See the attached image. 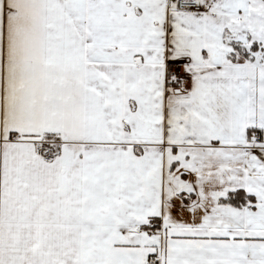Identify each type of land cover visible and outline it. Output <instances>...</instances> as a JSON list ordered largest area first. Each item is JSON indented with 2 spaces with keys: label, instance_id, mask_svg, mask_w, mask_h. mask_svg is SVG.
I'll list each match as a JSON object with an SVG mask.
<instances>
[{
  "label": "snow or ice",
  "instance_id": "6c2138e0",
  "mask_svg": "<svg viewBox=\"0 0 264 264\" xmlns=\"http://www.w3.org/2000/svg\"><path fill=\"white\" fill-rule=\"evenodd\" d=\"M0 264H264V0H0Z\"/></svg>",
  "mask_w": 264,
  "mask_h": 264
}]
</instances>
